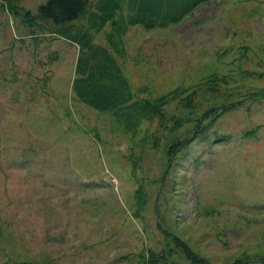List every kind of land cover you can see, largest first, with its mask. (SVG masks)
Here are the masks:
<instances>
[{
    "label": "rangeland",
    "instance_id": "rangeland-1",
    "mask_svg": "<svg viewBox=\"0 0 264 264\" xmlns=\"http://www.w3.org/2000/svg\"><path fill=\"white\" fill-rule=\"evenodd\" d=\"M47 1L0 0V264H264V0L150 30L113 0L62 29ZM80 76L167 103L127 126Z\"/></svg>",
    "mask_w": 264,
    "mask_h": 264
},
{
    "label": "trees",
    "instance_id": "trees-1",
    "mask_svg": "<svg viewBox=\"0 0 264 264\" xmlns=\"http://www.w3.org/2000/svg\"><path fill=\"white\" fill-rule=\"evenodd\" d=\"M113 1V7L110 6L114 11H122L124 5L128 6L127 8L131 13L128 15L130 20L149 30L156 27H163L168 20L177 22L189 12L197 9L201 4L210 2V0ZM180 5H182V9L180 8ZM91 6V0H48L39 7L35 19L49 21L52 22L55 27L66 29L84 16ZM176 8L179 10L178 15L175 13ZM156 16L160 17L159 21L157 19L155 20ZM70 37L71 40L73 35ZM75 39H78L77 36ZM81 41L83 43L82 47L92 48L89 41H86L83 38H81ZM102 52L113 66L114 74L120 73V69L116 66V62L107 55L104 49H102ZM86 57L87 55L82 51L77 64V76L84 75L83 66L85 65L84 60ZM115 75L117 76V74ZM86 77L80 76V78L77 77L74 81L73 91L77 98L87 107L101 114H109L117 122L124 123L127 126H132L134 128L140 127L143 119H151L152 117L157 116L161 110L160 108H163L167 103L163 101L159 102V104L148 105V103H145V105L143 103L139 104L134 102L131 91L127 87L125 81H121L119 84H112L111 82L102 84L99 95H97L96 92V96L100 97L94 99L91 97L92 91L89 88H82V84L89 80Z\"/></svg>",
    "mask_w": 264,
    "mask_h": 264
}]
</instances>
